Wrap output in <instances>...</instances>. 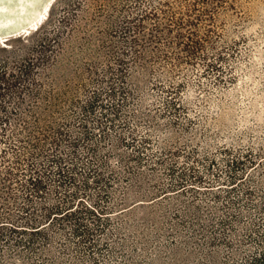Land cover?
Here are the masks:
<instances>
[{
  "label": "rangeland",
  "instance_id": "obj_1",
  "mask_svg": "<svg viewBox=\"0 0 264 264\" xmlns=\"http://www.w3.org/2000/svg\"><path fill=\"white\" fill-rule=\"evenodd\" d=\"M162 1L56 0L0 45V264H264V0L159 43Z\"/></svg>",
  "mask_w": 264,
  "mask_h": 264
},
{
  "label": "bare ground",
  "instance_id": "obj_2",
  "mask_svg": "<svg viewBox=\"0 0 264 264\" xmlns=\"http://www.w3.org/2000/svg\"><path fill=\"white\" fill-rule=\"evenodd\" d=\"M55 1L40 0L36 5L33 0H0V43L5 45L12 37L37 30L48 18ZM8 22L11 24L7 25Z\"/></svg>",
  "mask_w": 264,
  "mask_h": 264
},
{
  "label": "trees",
  "instance_id": "obj_3",
  "mask_svg": "<svg viewBox=\"0 0 264 264\" xmlns=\"http://www.w3.org/2000/svg\"><path fill=\"white\" fill-rule=\"evenodd\" d=\"M209 2V0H163L162 2H160V5H156L153 8V11H151L149 16H154L155 19H157V21L153 24L154 26V31L158 32L157 35H154V38H156V42L159 41L163 42V27H165V29L168 30V28L171 27H176V30L180 29V28H185L187 29L188 27H185L186 25V21H189L186 19V17L184 15H188V13L184 12L182 9L187 8L188 10H194L197 9L199 10V6H203L205 3ZM189 32H192L191 30ZM28 35H20V36H16V37H26ZM188 37V36H187ZM14 38V37H12ZM10 38V39H12ZM8 39L6 41V43L10 40ZM161 39V41H160ZM0 45H2L0 43ZM3 47H5V45H2ZM40 119L36 118V125L35 127L37 128L36 130L39 133H42L41 130H44V125L40 124ZM30 124H27L26 127H28ZM34 127V125H32ZM31 132V130L29 131ZM31 134V133H30ZM62 207V204L57 205L55 207H51V209H47L48 213L45 215L47 218H49L52 213L55 210H60ZM65 215V214H63ZM51 223V222H50ZM49 223V224H50ZM46 225H43L40 227V225H36L33 226L32 224H30L29 229L30 231H36L38 232L41 228L46 227ZM35 229H31V228H35ZM15 230H19L17 226L14 227Z\"/></svg>",
  "mask_w": 264,
  "mask_h": 264
},
{
  "label": "water",
  "instance_id": "obj_4",
  "mask_svg": "<svg viewBox=\"0 0 264 264\" xmlns=\"http://www.w3.org/2000/svg\"><path fill=\"white\" fill-rule=\"evenodd\" d=\"M33 3L37 5V4L40 3V0H33ZM10 24H11V23H9V22L7 23V25H10ZM1 42H2V41H1ZM3 44H5V43H3ZM5 45H7V43H6Z\"/></svg>",
  "mask_w": 264,
  "mask_h": 264
}]
</instances>
